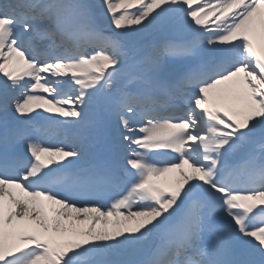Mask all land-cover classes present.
Wrapping results in <instances>:
<instances>
[{
  "label": "bare ground",
  "instance_id": "bare-ground-1",
  "mask_svg": "<svg viewBox=\"0 0 264 264\" xmlns=\"http://www.w3.org/2000/svg\"><path fill=\"white\" fill-rule=\"evenodd\" d=\"M4 5L7 14H12L14 10V4H8L6 0H0ZM171 0H30V4L20 1V6H23L22 12L27 13L33 10L34 14L33 26H38L42 23V16L45 14L46 9H42L43 6L40 3L46 2L47 8H51L50 16H46V20L56 21L58 24H63V29L59 32L58 37L53 39V45H45L37 47L39 54L50 53V56L55 57L58 52L52 53L51 47L55 46L57 42L62 43V47L65 48L68 53L65 54V58L54 64V60L51 62L48 70L50 74L54 75L50 79L44 78L46 75L39 66L44 64L42 60L35 62L30 59L25 51H22L20 47L27 41L26 23L17 25L15 29L7 26L4 19L0 18V25L2 31L0 32V107L9 109L10 113H24L28 112L31 117L35 118V121H42L45 123H51L54 117H64L66 122H71L73 116L66 114V110L73 112H87L83 106H76L78 101H84L90 96L91 87L88 83H83L81 79H98L92 84H96V88L100 83H104L109 79L110 75L114 73L116 65L119 63L121 67L127 70L128 75L135 74L134 79L137 77H146V72L156 69V65L165 59V54L160 53L161 46L165 43H160L158 46H153L151 50L147 49V43L152 40L154 35H158V39H164L162 34L167 31L180 30V26L184 21L193 20L196 16L191 10H184L175 20L171 23L165 22L166 16L173 12V9L177 7L184 0H173L170 6L166 9L165 5ZM189 2V0H187ZM230 2V0H227ZM223 3V2H221ZM201 3L197 1L196 5ZM96 10L98 16L96 18L95 27L92 30L87 31V25L91 23V19L86 15L87 11ZM209 19L207 23L210 21ZM251 26L253 29H247L245 32L248 34L250 41L256 45V48L248 49L241 57L233 58L228 57L226 59L227 64L235 68L233 72H226L224 76L213 78L212 82L205 88V92L209 90L212 92H218L221 88L231 87L236 84L246 85L252 81H261L264 87V28L259 23V15L253 16ZM9 29V31H4ZM117 30L122 36L113 34V30ZM105 31V32H101ZM9 34L12 36H18L17 44L11 46L10 52L6 53L7 43L10 39ZM154 40V39H153ZM95 45H102L105 47L104 56L109 60V67L105 68L103 64H97L94 60L83 59V55L87 49L94 47ZM144 51V64L143 69L137 66H131V62L140 63L136 60V54L139 50ZM233 49V46L229 48ZM133 51L131 57L128 56V52ZM78 54V55H77ZM62 57V56H61ZM82 58V59H81ZM167 62H171L169 58ZM259 62L260 64H258ZM257 66L261 68V71L257 69ZM91 69H96L95 76H88L87 74ZM163 67L157 69L162 70ZM81 72L80 76H70L69 71ZM253 73L256 76H253ZM33 74V77L31 75ZM256 78H259L257 80ZM137 83V81H135ZM99 83V85H97ZM140 84V83H137ZM68 87L69 94L73 91L76 92V98L71 96V101H66L68 95L62 93V88ZM39 90L38 95H29L28 90ZM112 89L107 88L104 90V94L109 93ZM179 93V91H178ZM178 93H174L169 100H157L147 103L148 108L144 111L137 112L134 117L128 119L120 129H133L138 126L141 131H134L133 136L130 138H136L138 149H149L148 141L154 139L164 138L160 143L168 140V135L173 134L170 147L167 149L172 150V156L169 161H175L170 167L163 168L162 174L156 170L151 169L155 175L154 178H150L149 186L150 190L146 187V181L143 177H138L134 180L135 175L140 173H132L129 171L127 178L122 181L120 175L117 178H109L106 185L110 188V209L109 204L106 203L104 195L96 190L92 185H88L86 188L80 190L81 195H86L88 198L73 200V203L66 202V199L60 198L53 199L40 193L33 192V188L40 187L39 183L42 178L47 176H54L55 170L48 168L44 163H40L37 159H34L33 165L36 166L32 170V175L29 178L22 179V184L16 182L18 175L11 176L12 178L6 179L4 176L0 177V190L7 188L6 197L11 200L12 204H2L0 202V257L8 255H16L21 250V246L28 250V238L27 231L35 230L37 238L47 237L48 233L54 239L55 250L52 247L44 244L45 253L44 257L48 260H54L57 264H93L101 261V264H114L113 261H109L106 257V252L110 249L103 241L97 242L95 235H98L94 229V223H103L104 221L115 220L119 225L121 220H127L131 216L137 217L136 223L142 217V231L146 233V236L150 235V225L155 224L156 227L161 224V219L164 215L162 210L175 204L180 205L182 200L177 194L182 190V186L189 183L192 187L194 184L200 183V177H208L210 173H205L202 167L192 166L190 164L184 165L179 157V149H185V154L188 155V159L202 160L203 155L207 153L206 157L215 155L216 151L213 148L208 150H195L196 145H207L208 143H216L221 139L226 142H231L234 149H238V143L233 141L232 136L217 137L212 139V131L208 127L197 125L198 132L206 131L205 137L198 136L197 130L189 132L186 130V124H176L174 126L164 127L162 129L152 127L148 129L145 127V121H142V114L147 110L153 112L154 115L162 114L160 110L155 107L159 105L161 108H165L166 105L175 108L177 115L182 113V109L190 103V100H194V94L190 92L185 97H181L179 102H175L174 99L178 97ZM53 96V102H50L47 98ZM223 97V94H221ZM149 97V95H146ZM105 102L106 98L96 100L95 105L99 102ZM201 104L200 100L197 101ZM217 104L221 105L222 98L218 97ZM81 105V104H80ZM185 105V106H184ZM116 106V105H112ZM193 107V116L199 115L198 109ZM176 114V113H175ZM99 117V115H96ZM264 123L250 124L249 129L243 133L245 136H252L253 130L258 127L262 128ZM119 128L117 125H112V122H104L101 119L96 121L93 125L91 134L98 131V135L93 139L92 146L86 156H95L92 159L97 160V165L101 167L102 171L110 174L115 169V160L113 159L112 152L108 146L103 148H97L96 143L104 138L109 139L112 136H118L119 131L113 128ZM204 129V130H203ZM218 133L221 132L222 126H218ZM153 131L158 132L156 137ZM186 138V139H185ZM178 144L176 147L175 145ZM61 146L58 143L57 146L52 148L50 154H41L40 158L44 161L56 160L57 158H68L69 165L65 167V170L80 169L90 162L87 160L85 163L76 161L79 154L75 149L65 150L66 153H62ZM101 154L98 155V152ZM192 151V152H191ZM232 154V152H231ZM198 156V157H197ZM228 163L224 166L225 169L233 167L234 162L231 160V155L225 157ZM184 162V161H183ZM186 162V160H185ZM118 164V160H116ZM208 167H212V164L207 163ZM151 167V166H149ZM129 170L130 165L124 166ZM33 169V168H32ZM169 170V175H166V171ZM63 172V171H62ZM68 176H72L69 173ZM90 176V175H89ZM238 176V175H237ZM128 182L125 189L119 193L117 188L120 184ZM154 182L157 184L154 185ZM163 185L168 186L163 188ZM165 189V190H164ZM158 192L163 201L154 199L152 193ZM203 191L209 194L206 199L209 204L215 202V200H223L227 202L229 211L221 210L219 215L233 214L237 212V195L227 193L225 189L216 186L203 185ZM225 195V196H224ZM147 200L145 206H141L140 202ZM122 208V209H121ZM149 210L155 211L154 214H150ZM50 211L52 214H49ZM139 217V218H138ZM60 220L58 222H51V229H46V223L48 220ZM91 219L93 220L91 222ZM3 221V224H2ZM113 222V221H112ZM125 222V221H121ZM61 223L63 227H61ZM90 223V224H88ZM84 228L87 226L88 235L85 237V242L81 245L71 242L76 236V232L82 233L79 229L75 230L80 225ZM130 222H126L129 225ZM170 224V223H169ZM57 226L60 228L59 231ZM34 228V229H33ZM160 227L159 231H162ZM63 229H68L66 233L69 240L62 237L64 233ZM115 229V227H114ZM226 230V228H225ZM106 230H103V232ZM134 228L131 227V231L124 234L114 231L113 234L100 233L99 236H109V238H116L119 241L120 237L126 242L124 248L135 245L136 240H140L141 236L138 234L133 235ZM20 236L26 238L25 241L21 240ZM44 239V238H43ZM42 240H37L43 243ZM108 240V239H106ZM152 241L153 239H148ZM27 241V242H26ZM135 242V243H134ZM138 245V244H137ZM121 243H116L112 246V249H120ZM130 252L125 251V256L129 257ZM218 259L216 254L211 257L205 258L204 262H208L211 259ZM83 260V263H80ZM214 260V259H213ZM25 264H30L25 262ZM41 264V263H35Z\"/></svg>",
  "mask_w": 264,
  "mask_h": 264
},
{
  "label": "rangeland",
  "instance_id": "rangeland-1",
  "mask_svg": "<svg viewBox=\"0 0 264 264\" xmlns=\"http://www.w3.org/2000/svg\"><path fill=\"white\" fill-rule=\"evenodd\" d=\"M118 229H116V231H117Z\"/></svg>",
  "mask_w": 264,
  "mask_h": 264
}]
</instances>
